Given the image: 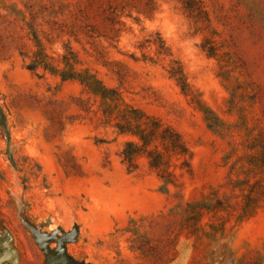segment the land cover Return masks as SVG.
<instances>
[{
    "label": "rangeland",
    "instance_id": "1",
    "mask_svg": "<svg viewBox=\"0 0 264 264\" xmlns=\"http://www.w3.org/2000/svg\"><path fill=\"white\" fill-rule=\"evenodd\" d=\"M201 1L0 0V264H264V0ZM68 62L177 129L191 171H129Z\"/></svg>",
    "mask_w": 264,
    "mask_h": 264
},
{
    "label": "trees",
    "instance_id": "2",
    "mask_svg": "<svg viewBox=\"0 0 264 264\" xmlns=\"http://www.w3.org/2000/svg\"><path fill=\"white\" fill-rule=\"evenodd\" d=\"M184 3L190 10L206 13L201 0H184ZM148 42L157 45V53L160 56L172 55L159 33L155 40ZM40 57L29 65L30 69L34 70L46 62L43 51L40 52ZM171 63L169 70L171 76L176 79L183 92L188 94L189 83L182 64L175 59H172ZM70 65L72 67L69 71L61 72L64 79L79 78L86 85L88 92L99 98L105 123L113 125L120 134L130 136L122 151L123 162L129 171H134L138 167L137 161L140 158H146L150 167L166 179L167 183H174L184 172L191 171V152L177 129L161 118L149 115L141 108L126 102L118 89L107 87L101 80L88 73L78 74L73 70V64ZM0 127L4 135H8L4 114H1ZM256 157L262 161V165L258 167L264 168V146ZM175 159L180 160V163L175 162ZM178 168L181 170L180 173L177 172ZM257 207L258 204H255L252 210L255 211Z\"/></svg>",
    "mask_w": 264,
    "mask_h": 264
}]
</instances>
